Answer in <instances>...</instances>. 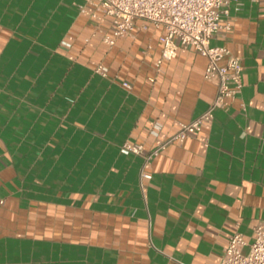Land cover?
<instances>
[{
	"label": "crops",
	"instance_id": "0c3cea01",
	"mask_svg": "<svg viewBox=\"0 0 264 264\" xmlns=\"http://www.w3.org/2000/svg\"><path fill=\"white\" fill-rule=\"evenodd\" d=\"M92 13L0 0V264H218L233 232L250 243L264 220V0H230L231 29L211 39L240 58L241 91L165 144L149 178L121 144L152 150L216 82L191 47L157 72L161 28L137 19L109 45L111 19Z\"/></svg>",
	"mask_w": 264,
	"mask_h": 264
},
{
	"label": "built area",
	"instance_id": "2783aa9c",
	"mask_svg": "<svg viewBox=\"0 0 264 264\" xmlns=\"http://www.w3.org/2000/svg\"><path fill=\"white\" fill-rule=\"evenodd\" d=\"M82 1L94 9L92 14L97 19L104 17L111 19V33L102 37L107 44L112 45L117 38L130 34L135 20L140 19L141 27L145 28L146 23H150L162 30L159 35L160 53L154 60V68L157 72L162 71V62L174 57L178 48L191 47L206 58L203 78L216 82V93L207 107L192 120L180 123L173 134L152 150L143 153L140 143L124 141L121 144L122 152L142 155L141 175L149 178L150 173L145 172L143 168L165 144L171 141L182 142L189 133L199 130L202 122L212 120L213 110L216 107L226 106L229 100L241 91L243 81L240 58L231 54L225 45L211 43L217 32L231 29L230 0ZM224 57V63H220ZM94 71L102 76L106 75V68L100 63L94 67ZM149 79L152 81L153 77ZM123 85L129 87L126 81ZM154 127L158 128L159 124L155 123ZM155 129L151 132L155 133ZM253 232L254 237L250 243L243 239L240 232H233L228 238L218 264H264V220L255 224ZM245 245L249 248L243 253L242 248Z\"/></svg>",
	"mask_w": 264,
	"mask_h": 264
},
{
	"label": "rangeland",
	"instance_id": "374dc122",
	"mask_svg": "<svg viewBox=\"0 0 264 264\" xmlns=\"http://www.w3.org/2000/svg\"><path fill=\"white\" fill-rule=\"evenodd\" d=\"M248 245H245L243 248H242V252L243 253H246L248 251Z\"/></svg>",
	"mask_w": 264,
	"mask_h": 264
}]
</instances>
